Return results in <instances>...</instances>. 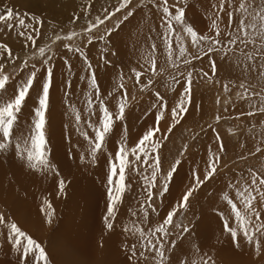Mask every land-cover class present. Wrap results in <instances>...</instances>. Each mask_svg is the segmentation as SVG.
Returning <instances> with one entry per match:
<instances>
[{
  "label": "rangeland",
  "instance_id": "rangeland-1",
  "mask_svg": "<svg viewBox=\"0 0 264 264\" xmlns=\"http://www.w3.org/2000/svg\"><path fill=\"white\" fill-rule=\"evenodd\" d=\"M23 1L26 2L28 0H0V14L4 13L6 8L11 7L16 13L26 14V23L30 22V17L32 15L39 16L44 21V26L40 30L42 33H44V35L36 36V41L39 46H45L50 43L49 37L53 36L54 29L60 32L62 37L67 31L75 30L79 32L84 26L88 24L89 20H95L98 16L103 18L106 11L115 13V16H113L110 21L106 22L107 27H112L113 24H116L117 20L123 19L126 11L125 10L118 13L116 12V8L121 3V0H79V2H75L70 6L68 3L71 2L67 1V7L63 8L64 11L60 12L57 10L50 11V9H48L47 11H45L46 9L40 11L37 9L30 10V8L25 9L24 7H22L21 2ZM214 1L215 0H213V2L212 0H170V4L175 2L178 6H183L186 9V13L190 11L188 9L189 6L192 9L200 7V11L202 12L204 10L203 13L200 12L198 15V18L201 19V22L195 26L197 27L198 31H200L204 24L208 22V15H211L214 10H217V16L220 18L218 19L217 23L220 30L222 31L223 29L225 31H222V36L220 38L223 40L224 51L228 52L227 59H224L222 55H214L211 57H203L200 60H192L191 55L188 54L187 58L191 61V63L185 66L183 61L178 59V69L172 67L168 62H156L157 74L153 76L148 68L140 69L138 71H142L145 74L141 77L143 83H138L135 81L134 75L131 70L125 71V74L123 73L124 71H121L120 68L118 69V65L121 66V64L116 58L122 57L123 55L121 56L120 52H118L119 54L116 56L108 55V53L105 52V43L103 41L96 40L97 42L95 41L91 46H88L84 49L85 54L94 65L99 63V67L97 68L98 70H104L108 72L109 79L107 78L106 80H104V74L101 75L103 76V79L99 81L100 86L107 85L105 89L110 88L111 92L113 91L115 93L114 95L117 98L120 97L121 92L125 93V96L128 99L129 103L126 110V118L124 121L127 122L131 119L133 122L134 118L132 114L138 115L137 123L126 127L125 130L122 131H140L141 128L142 133H146V131L148 129H151L154 125L160 128V132L157 133L154 137V141H158V143H156L155 148L149 146L147 160L143 158L142 153L139 154L141 155V159H144L147 165L146 170L144 171V177H147L151 174L150 162H152L154 156H159L160 158V171L157 176L158 183L156 188H150L147 181L142 180V183L146 185V191L143 190L141 186L138 193V195H140L138 197V203L135 208L132 209V211H137V213L134 215L130 214L131 206L129 205V203H132L134 201V198L131 200L128 195V187L130 183L126 178V189L124 193H122L121 200L115 206L116 219L114 221L115 225L112 230L106 228L103 220L104 216L107 213L108 198L107 195H105L107 191L104 190L103 194L100 193L98 189V185L101 181L100 176L98 174H95L93 176L92 172H87L85 184H89L91 188L85 187L79 189L78 195L75 197V199L72 197L69 203L74 205V207L78 209V211H72L73 221L78 222L82 214L88 216L85 219L87 221L86 225L88 227L84 229V239L82 241V243H86V246L82 250H71V234H73V232L77 229L76 225L72 223L67 234L68 240H65V248L67 250L70 249V251L72 252L65 259H61L60 253L56 250L60 246L58 240L63 239L59 236L60 233L58 232V230L60 228V219L64 217V212L62 211L61 207H59L57 210L54 209V207L53 209L51 208L53 215L51 217V223H49L48 217L46 216L48 208L43 202L40 208V212L43 215L41 226H39L37 230L33 227L27 229L31 230V232L29 233L32 238L41 243L43 247L47 248L46 251L50 257V264H105L106 260H109L108 264H112V260L110 259L114 257L115 259L117 258V262H121L119 255L115 252L116 248L122 246L121 250H123L126 255L128 254L127 252L131 254L132 245L136 246L138 250L137 255L131 257L128 254L129 256L127 257V259L129 261L123 262V264H145V261L143 260L144 257L139 255V251H145V254L149 257L150 264H159L158 257H153L151 252L140 248L138 233L134 236L130 231H125L124 228L116 229V224L118 221H120L119 216H121L122 214L128 215L129 220L126 224L128 229H132L135 225V227L141 228L146 231V227L149 230L154 229L156 225H159L160 222L165 218L166 214L180 200L182 194L190 186L189 184L192 183L193 173L199 172L201 178H203V170L206 168L205 161L211 158L212 155L217 152V134L222 137L221 143H223V145L225 146V150L219 152V155L222 157V159L220 160L218 165V172L211 181H209L205 186L201 187L198 192L194 194L193 198L190 199L189 208L183 213L177 214L175 216V226H169L170 230L167 237L171 238L172 236L174 239L176 237L175 235L178 234L179 231H181L182 227L191 226L189 224H192L193 222L191 221L192 216L189 217V211H191V209L194 210V206L196 204H202V201L205 199H203L202 197H207V195H205L203 191H207L206 188L214 186L216 181L224 178L222 185L226 188L227 191L230 192L234 190V188L238 184L237 181L239 180H243V182H245L249 187V182L251 179L250 173H264V151L260 153L255 152L256 148L264 149V114L257 112L255 115H248L250 111H253L252 105L254 104L259 107L260 101L258 97L255 96H253V99L251 101H248L242 100L240 96L237 95V93L243 91L239 88L240 83H244L246 85L251 84V86L255 88L257 92L264 88V78H262L260 75V72L264 71V69L259 68L260 63L264 62V57L261 56L258 50V44H249L247 48H245L243 44H240L239 47H237V45L228 44V37L236 34V24L230 23L225 13L216 9L220 1L216 0V3ZM194 3L195 6L193 5ZM239 3L240 0H231V3L228 4V10L232 11L234 6L238 7ZM260 4L261 0H254V5ZM157 9L158 11L160 10L155 5H151L149 3V0H133L131 10L134 12V16L130 17L129 21L133 19L134 21L124 24L122 28L123 38H118V41L120 42L124 39L125 43L127 41L136 43L140 50L150 49L153 38L148 37V35L154 33V31L151 30L154 25H158L161 29L160 33H165L166 35V28L161 20L162 11L156 13V16L153 15L154 11H157ZM236 16L237 19H239L238 13L236 14ZM57 20L63 21L60 22ZM13 23H15V21H13ZM2 25H4V23L0 22V28ZM225 25H227V27H225ZM128 27H130V29ZM173 27V47L176 50L178 56L179 44L177 46L178 42L175 41V36L178 35L176 34L178 27L176 25H173ZM199 27L201 28L199 29ZM208 27L210 28L211 25L208 24ZM122 29L120 31H122ZM210 29L209 32L208 30L205 33L203 32V35H211L212 33L210 34ZM104 30V26H101L100 33L102 34ZM226 30L230 31L228 32ZM18 31H23V29L18 30L9 28V31H4L5 33L2 31V33L4 34L0 35V45H8L5 42L8 41L7 39L12 40V38L19 43L17 46L9 47L14 54L12 58H9L6 54H3V50L2 48H0V64L3 65V68H0V71H3L5 75H9L11 77L8 81L9 85H12L14 82L15 84H19L27 76V70L22 72L19 68L15 67V65L20 64L21 60L29 61V69L31 68V65L35 63L37 68L40 69L41 73L43 72V68H41V65L39 64L41 58L38 56H31V53L36 49V45L30 44V42L27 41L24 36L18 35ZM114 31L116 30L114 29ZM6 32H8V34ZM180 35L186 37V33L184 32H182ZM188 39L189 38L185 39L187 41H184V46L189 49L190 53H195L196 48H193V46H191V41L190 39ZM161 40L163 41V39ZM80 42L82 44L84 43L83 37H81ZM64 43H67V41L62 39L61 41H57L56 44L52 45L53 60L51 62V65L54 72L53 82H57V80L60 81L61 73L55 71L56 68L58 70H62L65 73L64 76L66 82H70L71 78L73 82L74 77L77 83L82 80L83 82L79 84H85V80L81 79V77H86L88 75V72L85 68L83 59L79 56V54L74 55L72 52H68L63 47ZM132 46V44H129V50L132 49ZM107 47L111 51H117V48H115L113 44H108ZM123 47L125 48V46ZM253 48L257 49V51L254 53V55L256 56V60L246 62L248 64H252V70L249 72L248 70H246L245 63H239L238 61L243 60L244 52H252ZM101 55H105L109 60H111L112 63L105 66L103 64V61L101 60ZM140 55L136 56L134 53H130L129 59L126 60V64H129V62L135 58H140ZM160 55L162 58V54ZM160 55L156 53L155 58H159ZM65 58H67L73 65L71 72H69L68 68H66L64 65ZM209 59L215 60L216 63L220 66L218 74L212 72L209 64ZM161 67L165 69L164 72L159 71V68ZM189 71L193 73V84L191 86L192 105L187 112L188 114L186 113L187 115H185L182 113L180 123L176 124L175 127L172 128V130L169 132L167 131V129L173 124L170 115L171 109L177 106L183 92L182 84L184 77L180 74L185 73L186 75V73ZM204 72H208L210 78H205L203 76ZM76 75L79 77V80L75 78ZM101 76H99L98 79H100ZM121 76H123V81H121L120 79ZM150 76L152 78V84L148 87H145V84L147 83ZM172 77H176L181 81V83L173 84ZM121 82L124 84L123 89L118 88V85ZM225 86H228V90L225 89ZM70 87L71 85H69L67 88L66 85L64 86V90L61 93V97L63 100L65 98H77V90L71 89ZM66 91L69 93L68 96L65 95ZM157 91H159V93H161V95L164 97L165 107L159 109H163V112L161 111V115L158 114V116L155 118V114L158 110V100L155 96ZM3 94H5V92L0 91V96H3L5 99H7L8 96ZM36 96L37 92L35 90L31 91L30 98L26 102L27 106L29 104L28 101L31 98H33L32 101H35L36 103ZM115 101L116 100H114V103H111L109 106L110 110L112 111H115V105L117 103V101ZM147 102H149L150 105L154 107V113L152 115L153 122H151L150 124H146L144 123V120H142L146 115L148 117V114L141 110V105H144ZM27 106L26 109L28 108ZM76 107L82 109L84 108L83 104L76 105ZM26 109L24 110V112L26 111ZM135 110L137 111L134 112ZM66 112L69 111H63V113ZM85 113L86 111L83 113V115H85ZM217 117H220V119L217 120ZM52 122H55L54 124H59L56 121ZM119 123L120 122H118L117 125ZM136 124L137 126H135ZM145 125H147L146 128ZM66 126H68V123H66ZM47 131H50L49 127L47 128ZM47 131L46 135L47 139L49 140L50 137ZM75 131H77V129ZM132 133L136 134L135 132ZM122 135L129 134L124 133ZM70 142V146L67 147V155H64L62 157L60 155L55 156V158H53V160L55 161H52V163L55 164L58 169L62 170L60 176L64 174V170H66L67 174L69 169L62 168V166H59L57 162L66 160L67 158L71 160V158L74 157L73 145L75 143H72V140ZM46 146H49V144L47 143ZM0 156L3 155L0 154ZM4 157H8V154L5 153ZM51 157L52 155L49 154L50 159ZM194 157H201L202 163H196L198 166L193 167V170H191L192 161L190 160ZM177 159H180L182 161L183 166H188L189 171L186 172L188 173L187 176H182L183 183L181 186H177L179 187L176 191L177 194H174L173 198H171L170 201L167 202L168 207H165V209L168 210L164 213V215L147 218L145 223H142L139 218L141 213L139 210H142L145 204L147 210H157L158 202L162 201V197H164L165 195V192L163 194H160V186L166 183L168 189H170L169 185L172 180L165 182L164 177L167 174L170 166H172L174 164V161ZM85 163L89 164L88 162ZM71 164L72 163L70 161V166ZM89 165L96 166V164ZM94 168L95 167H91V169ZM0 173H4L2 179L0 180V188L10 187L11 189L18 190L20 192H22L23 190L20 188L19 182H25L29 184V182H31L32 180H39L40 178L46 181L48 178H53L54 175H56L53 172H41L32 170V175L24 177V173L18 171L17 169H11L9 167H5V169L0 168ZM60 176L56 175L55 179H58L55 185L54 183H52V192L56 195L63 194L64 196H66L64 192L66 190L71 191V186L66 185L65 190L61 192L58 187ZM66 178L67 177L64 178L65 184ZM102 181L106 180L103 179ZM5 182H12V184L10 186L2 184ZM149 191H152L153 193V197L151 199L147 197V193ZM252 195L257 196L258 194L256 192H252ZM197 199L199 200L197 201ZM49 203L52 205L51 201ZM169 203L170 205H168ZM11 204L12 203L9 202L3 204L0 201V214H3L7 221H12V219L14 220L9 207ZM236 207L237 210H239L240 208L241 211V207ZM257 207L262 212L264 201L257 204ZM24 208H28V204H25ZM32 216L33 215L28 214L27 218L32 219ZM262 216H264V213H262ZM224 218H229L231 227H237L239 221L233 215L227 216L223 214V217H215L216 225L215 222L210 218L212 233L208 236V240L192 241V248L188 252L187 259L190 264H204L205 261H210V264H237L240 258L243 257L242 252L239 249L234 248V246L239 245V247H241L242 244L247 245L248 241L241 238L239 243L235 242L230 236L229 232L226 231L223 227L222 220ZM152 221H155L154 225ZM13 222H15V220ZM253 223L259 224L261 223V221L255 220L253 221ZM2 228H4V232L1 237L4 239H8L7 237L10 234L8 233L6 226L0 225V229ZM208 229L210 230V228ZM82 230L83 228L81 229V231ZM120 231L121 233H119ZM253 231L255 230L252 228V230H250V233ZM110 232L113 233L110 235ZM50 234L53 236H51ZM73 235L80 237L81 232L74 233ZM43 236L44 238H42ZM106 236H109V238L107 239ZM163 239H166V237H164ZM180 239L182 238L177 239L176 237L175 240L170 241L171 244L169 246L165 245L167 248V254L170 252L171 246L174 247L175 252L179 251V247H177V245H180ZM257 239L261 241L262 247L264 245V236L261 237L258 235ZM127 244L129 245L126 247ZM249 244H251L250 248L252 249V251H246L244 261L246 263L249 261L248 264H257V262L260 260L264 261V248L262 247L263 249L261 248V250L257 252L254 244L250 242ZM8 245L11 246L12 243H9ZM228 245L231 247H227ZM0 246H3L1 242ZM19 256L10 255L9 253V257H5L0 253V259L5 262L4 264H20ZM130 257L131 259H129ZM254 258H256L257 260H254Z\"/></svg>",
  "mask_w": 264,
  "mask_h": 264
},
{
  "label": "snow or ice",
  "instance_id": "snow-or-ice-1",
  "mask_svg": "<svg viewBox=\"0 0 264 264\" xmlns=\"http://www.w3.org/2000/svg\"><path fill=\"white\" fill-rule=\"evenodd\" d=\"M151 5H155L161 9L162 15L161 20L166 28V35L164 36V43L166 45L168 63L174 67L179 68L178 59L182 60L184 65L187 66L191 61L187 58L190 54L192 60H200L203 57H211L214 55H222L224 59L228 58V52L224 51L222 31L217 23L220 19L214 13V17L211 20V35H203L198 33L194 28V22L188 24L186 22V9L183 6H178L175 2L170 4V0H149ZM231 0H220L217 5L218 11H223L228 17L230 23L236 24V34L228 37L229 45L243 44L245 48L249 44L259 45V52L264 57V0H261L260 5H254V0H240L238 7L233 8L232 11L228 10V4ZM133 0H121V3L116 8V12L125 11L123 19L117 20L116 24L112 27H107L108 21H110L115 13L106 11L103 18L97 17L95 20H89L88 24L82 28L81 31H67L61 36L60 32L53 30V36L49 37L50 43L45 46H39L36 41V36H43L40 30L44 26V21L36 15L30 17V22L26 23V14L16 13L13 8L8 7L4 13L0 14V22H3L7 28L12 29H23L18 31V35L24 36L30 44L36 45V49L31 53V56L40 57L39 64L43 68L41 73L40 69L37 68L36 64L33 63L29 69V61L21 60L20 64L15 65L22 72L27 70V76L19 84L12 85L8 84L10 80L9 75H5L3 71H0V91L8 93L11 88L9 98L5 99L0 96V153L8 152L10 147L12 149V155L18 157L29 170L41 171V172H53L57 176L60 175L61 169H58L52 160L49 158V153L46 150L48 143L46 131L50 126L53 98L52 88L54 80V72L51 62L53 60L52 45L56 44L57 41L66 40L67 43L63 44V47L74 55L79 54L83 59L85 68L88 72L86 77H81L86 82L87 91L84 92V108H77L74 104H68L67 108L70 109V115L75 122L77 131L83 136L87 142V149L85 152L79 154V160L84 162L87 160L90 164L97 162L98 154H104V145L107 142V138L111 133L115 131L118 122H122L126 118V109L128 106V99L124 92L120 93V97L117 98L114 94H107L111 99L116 100L115 111L110 110L111 100H106L104 94H102L101 87L97 77V68L99 63L94 65L85 54L84 49L91 46L96 40L103 41L105 43V52L108 55L116 56L117 51H111L108 49V44H114L113 37L117 35L118 31L121 30L129 18L134 16V12L131 10ZM239 14L237 19L236 14ZM79 19V18H75ZM15 21V23H13ZM180 24L183 28V32L186 33V37L182 35H176L175 40L178 42V56L176 50L173 47V25ZM101 26H104V32L100 33ZM227 27V25H226ZM114 29L116 31H114ZM81 37H83L84 43L82 44ZM189 38L191 46L196 48L195 53H190L189 49L184 46V41ZM3 50V54H6L9 58L14 56L8 45H0ZM152 51L144 57L145 63L148 64V70L152 75L157 74L155 52L157 45H151ZM257 51L253 48L252 52H244L243 60L238 61L239 63H245L246 70L249 72L252 70V64L246 63L247 61H255L256 56L254 53ZM101 60L105 66L111 64L105 55H101ZM209 64L213 73L219 71L220 66L215 60L209 59ZM64 65L68 68L69 72L72 70V63L65 58ZM0 68L3 65L0 64ZM141 68L143 66L141 65ZM259 68L264 69V62H261ZM6 71V70H5ZM135 81L143 83L141 77L145 74L142 71H138L135 68L131 70ZM160 72H164L163 67L159 68ZM184 77L183 80V92L181 99L177 106L171 109L170 115L173 124L167 129L171 131L176 124L180 123L181 114H186L192 105V84H193V73L187 72L181 73ZM262 78H264V71L260 72ZM205 78H210L208 72H204ZM123 81V76L120 77ZM173 84L181 83L176 77H172ZM152 84L151 76L148 78L145 87ZM70 85V82H66V88ZM118 88L123 89L124 84L121 82ZM239 88L242 92L237 93L242 100L251 101L253 96L258 97L260 101L259 107L252 105L253 111H250L248 115H255L257 112L264 114V88L259 92L251 86V84L240 83ZM228 90V86H225ZM37 92L36 103L31 109V120L28 124L27 129H24L20 125L21 117L23 116L24 110L26 109V102L30 98L31 91ZM66 96L69 93L66 91ZM158 100L157 109L165 107L164 97L159 93L155 94ZM134 99V98H133ZM98 101L97 107L94 105ZM86 111L87 115H83ZM95 117V119H94ZM217 120L220 117L216 118ZM83 125V127H82ZM123 125L121 124V128ZM91 130V133L88 130ZM231 131V130H230ZM160 132V128L154 125L151 129H148L145 134L139 139L135 147L131 150L126 146V141L121 136L120 144L116 146V149L108 161L109 167L106 175V186H107V213L104 216V224L107 229L112 230L114 228V221L116 219L115 206L121 200L122 193L126 189V168L129 164V151L131 155L135 157L136 161H141V155L147 160L148 158V146L155 148L158 141H154V137ZM163 138V137H162ZM216 139L218 141L217 152L212 155L211 158L205 161L206 168L203 170V178H201L199 172L193 173L192 183L187 190L182 194L177 204L166 214L165 218L160 224L154 229L145 231L141 228L133 226L132 229L126 228L125 231H130L132 235H138L140 241V248L145 249L152 253L153 257H158L159 264H172L170 258H166L167 248L164 243V237L169 235V226L174 225V218L177 214H181L189 208L190 199L193 198L194 194L198 190L205 186L218 172V165L222 157L219 152L225 150V146L222 141V137L217 134ZM264 149L256 148L255 152L260 153ZM67 155V154H66ZM160 158L154 156L152 162H150L151 174L144 179L147 181L150 188L157 187V176L160 171ZM182 166V161L177 159L174 164L170 166L167 174L164 177L165 182L174 180L175 175L179 172ZM118 177V179H116ZM249 187L238 195L243 203L244 211L237 210V207L228 197H225L230 204H232V210L235 212V217L239 221L236 228L231 227L229 218L222 220L223 227L229 232L233 240L239 243L240 239L243 238L250 243H253L257 252L261 250V241L257 239V236H264V216L258 209L257 204L264 201V173L257 174L256 172L250 173ZM58 187L61 192L66 188L65 180L60 179ZM160 194L168 191L167 184L160 186ZM252 192H256L258 195L253 196ZM147 197L151 199L153 197L152 191L147 193ZM48 208L46 216L48 222L51 223V217L53 212L51 211V204L48 201L44 202ZM223 217V213H221ZM259 220L261 223L258 225L253 221ZM143 222V221H142ZM0 225H5L8 233L10 234L7 238L11 240L12 244L17 248L20 253L19 261L20 264H50V257L46 249L37 240L28 235L16 222L7 221L3 214H0ZM253 228L255 231H249V228ZM181 231L188 232L187 227H182ZM179 247V245H177ZM137 248L135 245L131 246L132 256L137 255ZM139 255L144 257L145 264H150L149 257L145 254V251H139ZM179 258H177V264ZM186 264V262H185ZM204 264H210V261H205Z\"/></svg>",
  "mask_w": 264,
  "mask_h": 264
},
{
  "label": "bare ground",
  "instance_id": "bare-ground-1",
  "mask_svg": "<svg viewBox=\"0 0 264 264\" xmlns=\"http://www.w3.org/2000/svg\"><path fill=\"white\" fill-rule=\"evenodd\" d=\"M67 1L71 2V3H68L69 6L75 2H79V0H42V1L41 0L40 1L39 0H28L26 2L23 1L21 3H22V7H24L25 9L26 8L27 9L30 8V10L37 9L39 11L43 10V9L44 10L46 9L45 11H47L48 9H50V11L57 10L60 12V11H64L63 8L67 7ZM212 2H213V0H212ZM193 5L195 6V3ZM188 9L190 11L186 13V22L188 24H192L194 22V28H195V30H197V27H195V26L201 22V19L198 18V15L202 11H200V7L192 9L189 6ZM159 12H161V9L159 11H158V9H157V11H154L153 15H155L156 13H159ZM203 12H204V10H203ZM214 13L217 16V10H214L211 15H208V18H209L208 22L204 24L205 27L203 26L200 31L197 30L198 33L204 34L205 32H207V30L209 32V29L211 27L209 28L208 24L211 25L212 18H215L213 15ZM57 14H59V13H57ZM62 19H64V18H62ZM57 21L62 22L63 20H57ZM133 21H134V19L130 20L129 23L133 22ZM57 24H59V23H57ZM174 25H176L178 27L176 34L180 35L183 32L182 26L180 24H175V23H174ZM225 27H226V25H225ZM128 28L130 29V27H128ZM200 28L201 27H199V29ZM1 30L3 32L9 31V28H7L5 24L1 26L0 35H3L5 32L2 33ZM151 30H153L154 33H151L150 35H148V37L153 38V40H152L153 42L151 43L152 45L153 44L157 45V49H156L155 54L156 53L159 55L162 54V58L160 55L159 58H156V62L166 63V62H168V57H167L166 45L164 43L165 33H160L161 29L158 25H154L151 28ZM11 31H13V30H11ZM222 31H224V30L222 29ZM226 31H228V30H226ZM6 33L8 34V32H6ZM211 33H212V30L210 31V34ZM7 37H6V39H7ZM118 38H123V29H122V31L119 30L117 35H115L113 37V41H114L113 45L115 46V48H117L118 52H120V55L121 56L123 55L122 57L116 58L121 64V66L118 65V69L120 68L121 71H124L123 73H125V71L132 70L134 68L136 70L148 68V64L145 63L144 57L152 51V48H150L148 50H143V49L140 50V48L138 47V45L136 43L127 41L126 42L128 44V46H127V44L124 42V39L119 42ZM0 39H1V37H0ZM161 39H163V41ZM173 39H174V37H173ZM7 40L8 41L5 43H7L9 45L8 47L17 46L19 44L13 38H12V40H9V39H7ZM185 41H187V40H185ZM129 44L133 45L131 50H129ZM122 45L125 46V48ZM177 46H178V43H177ZM193 48H195V47H193ZM130 53H134L136 56H139L141 53H143V54L140 55V58H135L132 61H130L129 64H126V60L129 59ZM141 65L143 66V68H141ZM166 68H167V66H166ZM55 71H58L59 73H61V75H60V81L57 80V82H53V84H54V86L52 88V90H53L52 91L53 104L51 105L52 116H51V122H50V126H49L50 131H47L50 139L48 140L49 146H46V148H47V152L52 155L51 160L55 161V160H53V158H55V156L60 155L62 157V156L67 154V147L70 146L71 140H72V143H75L73 145L74 146V148H73L74 157L71 158V160L69 158H67L66 160H62V161L57 162V164L59 166L61 165L62 168H64V169L68 168L69 169L67 174H66V170H64V174H62L61 176L59 175L60 176L59 178L64 179L65 177H67L66 178V185L71 186V191L66 190L64 192V194L66 196H64L63 194L56 195L55 193H53L52 192V188H53L52 183H54V185H55V183L58 179V178L55 179L56 175H54L53 178H48L46 181L43 180L42 178H40L39 180H32L31 182H29V184H27L25 182H19L20 188L23 190L22 192H20L18 190H13L10 187H7V188L1 187L0 188V201L3 204H5L6 202L12 203L9 206L10 212H11L12 216L14 217L15 222L17 221V223L19 224L18 226H20L21 229L24 230L28 235H30L29 232H31V230L27 229V228L33 227L37 230V228L39 226H41V224H42V216L43 215L40 212V208H41V205L43 204V202H45V201L50 202L51 201V203H52L51 208L52 209L54 207V209L57 210L59 207H61L62 211L64 212V217H62L60 219V225H59L60 228H59L58 232L60 233L59 236L63 239L58 240L59 245L61 247L59 246L58 249H56V250L60 253L61 259H65L72 252V251H70V249L67 250L65 248V240H68L67 234H68L69 227L72 223H74L77 227L76 231H74L73 234L81 232V236L77 237L76 235L71 234V240H72V244H73V245L71 244V250H74V251H75V249H81L82 250L86 246V243H82V241L84 239V234H83L84 229L86 227H88L86 225L87 221L85 220L88 216H85V214L84 215L82 214L80 216V219L78 222L73 221L72 211H78V209L75 208L74 205L69 204L71 198L73 197L75 199V197L78 195L79 189H82L85 187L91 188V186L89 184H85L86 183V181H85L86 180V173L92 172L93 176L95 174H98L100 176L101 181L98 185L99 186L98 189H99L100 193L103 194L104 190L107 191V186H106V181H102V180L103 179L106 180V175H107L108 167H109L108 161L111 158V156L113 155V153L116 149V146L120 144L121 136H123L125 138L126 146L128 147L129 150H131L133 147H135V145L137 144L139 139L142 137V134H145V133H142L141 128H140V131L139 130L138 131H136V130L135 131H122V130H125L126 127H129V126L137 123V120H138L137 116L138 115L132 114L133 118H134L133 122L131 119L128 120L127 122H125V121L120 122V123H124V124H122L123 127L121 128V124L119 123L120 125L119 124L116 125V128H115L116 130L109 135V137L107 138V142L104 145V154H98L97 162L95 163L96 166H90L89 165L90 163L89 164L85 163V162H87V160L84 162H81L78 157H79V154L81 152L86 151L87 142L84 140L83 136L80 134L79 131H75L77 128H76L74 120L72 119V117L69 113L70 109L67 108V105L68 104H74V105H82L83 104V106H84V102H83L84 101V92L87 91L86 83L85 84H79L83 81L81 80L79 83H77L75 81L74 77H73L74 81L72 82V78H71L70 79V83H71L70 88L77 90V92H78L77 98H75V99L65 98L63 100L61 97V93L63 92V90H64L63 88L66 85L65 76H64L65 73L62 70H60V69L58 70L56 68H55ZM102 74H104V78H105L104 80H106L107 78L109 79L108 72H106L104 70L101 71V70L97 69V77L101 76ZM75 78H77L79 80V77L77 75L75 76ZM102 79H103V76H101L100 79H98V81H101ZM106 86L107 85L100 86L102 94H104V98L106 100L109 99V100H111V103H114V100L111 99V97L108 96L107 94H109V93L115 94V93L113 91L111 92L110 88L105 89ZM10 93H11V88H9L8 93H5L3 95L8 96V98H9ZM32 99L33 98H31L28 101V103H29L27 106L28 108L23 113V116L21 118L22 121H20V125L24 129H27L28 124L31 120V109L35 105V101H32ZM94 107H97V111H98V101H97V104L94 105ZM65 110H68L69 112L63 113V111H65ZM137 110H135L134 112H136ZM141 110L148 114V117L146 115L145 118L142 119V120H144V123L150 124L151 122H153V116L152 115L154 113L153 112L154 107L152 105H150L149 102H147L144 105H141ZM162 110H157V113L155 114V118L158 116V114L161 115ZM187 114H185V115H187ZM85 115H87V113H85ZM94 119H95V117H94ZM52 121H56L59 124H54L55 122H52ZM66 123H68V126H66ZM135 126H137V124ZM146 126L147 125H145V128H146ZM82 127H83V125H82ZM142 128H143V126H142ZM136 129H138V128H136ZM88 131L91 133L90 129ZM132 132H135L136 134H133ZM124 133H128L129 135H122ZM148 150H149V146H148ZM5 153L8 154V157H6V158L4 157ZM0 154L3 155V156H0V168L5 169V167H9L11 169H17L18 171H21L22 173L25 174L24 177L32 175V170H29L27 168V166L24 165L23 162L18 157H15L12 155L11 147H10L8 152H4V153H0ZM138 154H140V153H138ZM128 160H129V164L126 168V178L128 179V181L130 183L129 187H128V195H129L131 200L134 198V201L132 203H129V205L131 206L130 214L134 215L137 213V211L136 212L132 211V209L135 208V206L138 203V200H139L138 197L140 196V195H138V193H139L141 186H142V189L146 191V189H145L146 185H144L142 183V180H145L144 179L145 178L144 177V171L146 170L147 165H146L144 159H141V161H136L135 157L131 155V151H129ZM70 161L72 163L71 166H70ZM190 161H192L191 162V170H193V167L198 166L196 163H198V164L202 163V158L201 157H197V158L194 157ZM91 167H95V168L91 169ZM187 171H189L188 166L182 165V167H180L179 172L175 175V179L172 180L170 185H169V187H170V189H168L169 192L168 191L165 192L164 197H162L163 198L162 201L158 202V205H157L158 211L157 210H153V211L147 210L146 204L142 210H139L141 212L139 218H140L141 222L143 221L142 223H145L147 218H150L153 216H158V215H164V213L168 210V209H165V207L166 208L168 207L167 202H169L170 199L173 198L174 194H177L176 191L179 188L177 186L182 185V183H183L182 182V176L183 175L187 176V174H188V173H186ZM3 174L4 173H0V180L3 177ZM179 176H180V178H179ZM116 179H118V177H116ZM223 179L216 181L214 186H211L210 188H206L207 191H203V192L205 193V195H207V197H202L203 199L205 198L202 201V204L201 205L196 204L194 206V210L191 209V211H189V217L192 216L191 221L193 222L192 224H189L191 226H186L189 229V231L188 232L179 231V233L175 235L177 237V239L182 238V239H180L181 243L179 245V251L175 252L174 247L171 246L170 252L168 254L166 253V258H170L172 261V264H177V258H179L178 264H185V262H186V264H190V262H188L187 259H188V252L192 248V246H191L192 241L193 240H197V241L208 240L209 239L208 236L212 233V229L210 226V218L215 222V225H216L215 217L221 216V213H223L224 215H227V216H231V215L235 216V212L232 210V204H230L228 202V200H231L232 203H234L236 206L241 207V212L244 211V207H243L241 198L238 195V193L247 189L248 185L245 182H243V180H239V181H237L238 184L234 188V190L229 192L222 185ZM185 182H187V181H185ZM2 184L10 186L12 184V182H5ZM50 195H51V197H50ZM105 195H107V194H105ZM225 197H228V200H226ZM199 199H197V201ZM171 203H173V202H171ZM25 204H28V208H24ZM168 205H170V203ZM239 210H240V208H239ZM261 213H264V207H263V210ZM28 214L33 215L32 219L27 218ZM121 216H119L120 221L117 222L116 229H119V228L126 229L127 228L126 224L129 220L128 215L122 214ZM14 220L12 219V221H14ZM152 222L154 225L155 221H152ZM256 224L258 225V223H256ZM157 226L158 225H156V227ZM82 228H83V230L81 231ZM208 228H210V230ZM57 229H58V227H57ZM147 230L148 229L146 227V231ZM250 230H252V228H250L249 231ZM3 232H4V228L0 229V239H1L0 242L3 244V246H0V253L3 254V256H5V257H9V253H10V255L19 256L20 253L17 251V248L13 244L11 246L8 245L9 243H12L11 240L10 239H4L1 237ZM112 233L113 232H110V235ZM119 233H121V231ZM177 235H179V236H177ZM51 236H53V235H51ZM106 237H107V239L109 238V236H106ZM176 237L174 239L172 236H171V238L166 237V239H164L165 245L169 246L171 244L170 241L175 240ZM42 238H44V236ZM128 245L129 244H127L126 247ZM121 247L122 246L117 247L116 251H115L119 255L121 262H117V258L115 259V257H114V258L110 259V260H112V264H123V262L129 261L127 259V257L129 255L132 257V254H130L127 251L126 252L129 255L128 254L125 255L124 251L121 250ZM227 247H231V246L228 245ZM250 247H251V244H249V242H247V245L242 244L241 247H239V245L234 246V248L239 249L243 255V257L240 258V260H239L240 263L237 262V264H248L249 263V261L247 263L244 261L245 260L244 257H245L246 251H248V250L252 251V249ZM262 247L264 248V245ZM44 248L47 249L46 247H44ZM61 249H62V254H61ZM263 251H262V255H263ZM131 257L129 259H131ZM254 260H257V259L254 258ZM108 261L109 260H106L105 264H108ZM0 262H1V264L5 263L1 259H0ZM257 264H264V261L260 260L257 262Z\"/></svg>",
  "mask_w": 264,
  "mask_h": 264
}]
</instances>
